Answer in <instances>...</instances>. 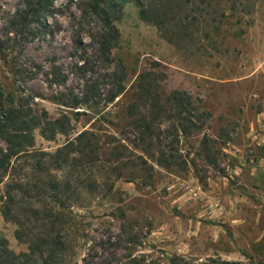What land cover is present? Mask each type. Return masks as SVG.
Instances as JSON below:
<instances>
[{
	"label": "rangeland",
	"instance_id": "rangeland-1",
	"mask_svg": "<svg viewBox=\"0 0 264 264\" xmlns=\"http://www.w3.org/2000/svg\"><path fill=\"white\" fill-rule=\"evenodd\" d=\"M27 1L0 0V112L26 115L30 151L54 152L83 130L93 149L71 151L62 167L60 199L79 214L62 233V264H264V0H106L105 13L94 0H53L24 39L9 20ZM151 3L158 15L145 20ZM108 21L118 38L102 55ZM53 72L64 82H50ZM59 117L65 132L52 137L46 122ZM11 165L0 170V235L18 253L27 243L16 220L44 234L43 188L63 171L39 152ZM17 180L26 186L5 219V186Z\"/></svg>",
	"mask_w": 264,
	"mask_h": 264
},
{
	"label": "trees",
	"instance_id": "trees-1",
	"mask_svg": "<svg viewBox=\"0 0 264 264\" xmlns=\"http://www.w3.org/2000/svg\"><path fill=\"white\" fill-rule=\"evenodd\" d=\"M52 2L53 0L27 1L25 7L17 9L9 20V29H16L17 33H19L24 39L25 37L26 39L27 37H36L41 31L40 28L43 26V18L49 13ZM105 2L106 0H94L95 7L98 9L101 7V13L106 12ZM108 5H116V0L109 1ZM156 7L157 5H154V3L149 4V6L147 5V7L140 10V16L146 20L150 14L158 15V13H155ZM98 9H96V12L100 13ZM33 23H36L37 26H33ZM107 25V30H102L101 39L99 40V48L102 55L110 53L111 48L114 46L118 38L117 28L113 26L112 21H108ZM9 39L12 38L9 37ZM1 43L3 42L0 41V56L5 58L6 54L2 52ZM64 80L65 77L61 75L58 76L56 72H53V78L50 82L62 83ZM122 80L123 74L120 77L116 76L117 88L108 94L106 98L107 103H112L124 90ZM173 95L176 102L183 107L188 103V99L184 97L183 93L174 91ZM2 99L3 90L0 84V103H2ZM54 99V102L71 108H77V105L81 102L76 96H73L70 101L65 100L62 96H57ZM181 109L186 110L187 108L184 107ZM63 118L65 119L66 115H63ZM64 119L59 117L46 122L47 125L52 126L53 128L54 132L52 137L56 132H65L66 128L64 126ZM145 127L148 128V124H146ZM30 128L29 121L21 110L16 107L2 108L0 112V139L4 141L5 148H0V170H2L3 173L10 174L12 168L14 171V166L11 165L13 159L23 154L39 152L42 155L46 154L48 156L49 162L52 166L55 165L53 166L54 168H61L63 176L59 177L54 175L52 179L47 182L49 184L47 185L46 183V186L43 188L44 191H50L49 195L52 197V205L42 207L43 211L46 212L43 222L45 227L44 234H41L38 237L27 235L25 232V223L20 219L16 220L17 227L14 231V236L17 240L27 243V251L15 252L9 247L7 239L0 235V264H62L64 262L63 251L66 248L64 247L66 237L63 236L62 233H65L66 231L64 230L68 229V221L79 215L78 212L73 209L72 204H67V202L60 199L64 193H67L64 191H67L69 185L68 177L64 175V169L62 167L64 166V163L68 161L69 153L71 151L78 153H88L93 151L91 144L86 142V138L90 132L88 130H83L75 137L68 140L67 143L58 147L54 152H43L38 150L30 151L27 148L28 142L26 141V138L28 137ZM182 129L183 131H186L185 127ZM42 133L45 132L42 130ZM42 166V164H38L39 169H42ZM22 181L24 180L6 183L5 194L1 206V213L5 219L11 218L12 215V206L10 203L14 197V189H21L23 186H26ZM41 181L42 178L39 176L38 182ZM36 211H39V208H36ZM58 252L60 253V257ZM169 263L180 264L174 260V258L169 259ZM147 264H150V262H147Z\"/></svg>",
	"mask_w": 264,
	"mask_h": 264
}]
</instances>
